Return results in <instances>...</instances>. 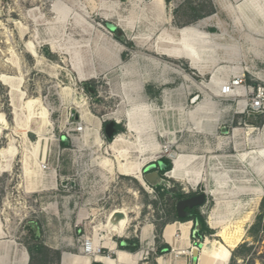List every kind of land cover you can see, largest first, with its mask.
Masks as SVG:
<instances>
[{
  "label": "rangeland",
  "instance_id": "obj_1",
  "mask_svg": "<svg viewBox=\"0 0 264 264\" xmlns=\"http://www.w3.org/2000/svg\"><path fill=\"white\" fill-rule=\"evenodd\" d=\"M200 21L206 25L199 31L210 37L188 34L199 63L169 53L182 42L180 30ZM4 28L24 49L23 61L13 43V49L5 44ZM0 41L2 58L10 54L7 64L23 74L15 87L20 90L25 82L10 95L16 123L8 114L0 146L14 141L18 148L11 169L5 167L0 178V264H61L63 256V264H96L78 258L85 257L78 241L94 226L83 215L91 198H103L89 207L114 213V228L123 218L114 211L126 210L125 230L117 228L118 235L104 228L103 236L115 243L128 240L135 251L117 250L143 253L137 264H159V258L197 264L200 252L207 264H264V158L259 153L264 113L249 118L240 113L264 83V0H16L0 8ZM237 70L245 71L243 88L220 96L211 90L213 82L228 81ZM70 111L86 116L81 139L66 127ZM26 114L47 115L50 125H31L25 147L31 149L39 133L45 136L46 155L38 160L48 162L58 176L75 178L62 189L40 192L41 207L17 198L18 160L24 161L22 187L34 192L42 182L34 173V156L20 145ZM115 121V132L124 140L112 143L104 127ZM110 145L127 150V169L140 168L144 185L109 162L116 161ZM102 155L104 164L90 165ZM164 159L171 167L161 174ZM174 168L179 170L173 173ZM102 178L92 189L90 182ZM200 193L206 201L198 213L186 212L190 205L182 195ZM6 194L8 203L2 206ZM199 217L207 230L200 229ZM186 224L188 241L176 230L177 243L169 245L166 229L172 226L173 235ZM223 227L226 239L217 235ZM189 239L193 248H184Z\"/></svg>",
  "mask_w": 264,
  "mask_h": 264
},
{
  "label": "built area",
  "instance_id": "obj_2",
  "mask_svg": "<svg viewBox=\"0 0 264 264\" xmlns=\"http://www.w3.org/2000/svg\"><path fill=\"white\" fill-rule=\"evenodd\" d=\"M15 1L16 0H0V8L4 4H8L9 2L12 3ZM1 26H3V25H1ZM4 42H5V44L12 46L11 44H8L6 37H5ZM2 44H3V41H0V47ZM13 45L15 46L16 53L19 55L20 59L23 61L24 49L20 46V44H16L15 41H13ZM5 55L8 57L4 60V58H2L3 57L2 50H0V74L16 75L20 69L18 70L17 68L12 66L10 62H9V64H7V60L9 61V58L11 56H10V54H8V55L5 54ZM12 68L14 70L16 69V71H12L11 70ZM246 73H247V71H246ZM245 80H246L245 71L244 70H237L236 73L232 75L230 80L222 82L223 94L230 95V94L236 92L237 90H240L241 88H243V86L245 84ZM24 84H25V82L23 81L21 83L20 90L23 88ZM12 87H13V85H10V83L7 85H4L0 81V112L1 113L3 112L5 124H8V121H7L8 114L13 116V122H14V124L16 123L15 122L14 107L11 103V97H10V95L12 93H15V91ZM253 94H254V98L252 99V103H250L248 105V102H247V106L245 107V109L242 108V111L240 112L241 114L246 115V117H248V118L249 117H257V116L264 113V83L259 84L256 87V89L254 90ZM81 115L82 114L80 112H77V115H75V114L71 115V111H70V116L66 122V127H70L71 131L78 136V139L83 138V134L87 130L86 128H88V127H86L87 125L84 122ZM109 115L112 116V118H113V113H110ZM75 116H78V118L76 119ZM103 122H105V121H103ZM99 123H101V122L99 121ZM5 124L0 122V146L3 144V139H4L3 138V130H4ZM118 124H119L118 121H115L112 124L113 128H114V133L111 137V139L113 138L112 143L120 135V134L117 135V133L115 132L116 125H118ZM104 130H105V127H104ZM105 139L108 140L106 136H105ZM29 142H31V141H29ZM166 152H168V149ZM28 155H31V154L28 153ZM162 158H163L162 156H159L157 159L159 160ZM0 162L5 163L4 161H2L1 158H0ZM23 162L21 159L18 160L19 170L17 171L18 174L16 176H17V180L20 181V183L17 185V188L20 186V188L18 189L19 191H17V193H18L17 198H19V200L24 201V204L29 203V204H33L35 206L41 207L43 205V202H41L42 197L40 196V194H41L40 192L58 190L59 188L62 189L65 187V185H64L65 183H67L69 181L72 182L73 181L72 179H74V181H75L74 177H71V179H70V177L58 176L57 170L51 168L48 162H40V167H39L40 176L39 177H40V180L42 182L40 183L37 190H35L34 192H32V191L28 192L25 189V187H22V185H20L21 183H24L26 180V177L24 175ZM1 166H2V164H1ZM5 173L6 172L0 173V178H2V175ZM89 173H94V170H90ZM51 174H53V176H51ZM121 175L126 176L122 173H121ZM102 181H104L103 178L100 179V181L90 182L91 188L96 190L95 186H98L97 184L102 182ZM105 182H107V180H105ZM33 195L36 197L33 198ZM27 200H29V201H27ZM101 201H103V198H100V199L91 198V199H88L85 203V205H86V207H88V209L86 212L83 213V215L86 213L85 219H91V222L94 224V226L90 227L91 230L88 233H86V235L83 237V239L79 240V251L83 255L93 258L94 261H97L95 257L98 255L104 259H113L114 264H129L127 261H120L119 259H117V257L114 258L113 257L114 250H113V252H111V250L107 248V252H104L105 248L101 247V245H102L101 242L104 239L103 234H106V230L104 229V228H106V226L103 225L102 222H105L106 225L108 223L110 224L111 220L113 219L112 216L114 215V213L107 215L106 211L101 212L100 207H99V209H94V208L90 209V207H89L90 205H98L99 206V203ZM7 203H8V196L6 194L5 198L2 199V206H5ZM83 215H81L79 213V216H83ZM109 216H110V218L108 219ZM96 239L98 240L99 245L94 244Z\"/></svg>",
  "mask_w": 264,
  "mask_h": 264
},
{
  "label": "bare ground",
  "instance_id": "obj_3",
  "mask_svg": "<svg viewBox=\"0 0 264 264\" xmlns=\"http://www.w3.org/2000/svg\"><path fill=\"white\" fill-rule=\"evenodd\" d=\"M204 25H206V23L204 22V21H200V22H198L197 24H195V25H193L191 28H183V29H181L180 30V35H181V40H182V42H179V43H177V44H175L174 46H172L171 47V49H170V52L169 53H171L172 55H174V56H178V57H181V58H183V59H185V60H188L189 62H191V63H193V64H195V63H199V58H198V55H197V53H198V50H196V51H193L191 48H190V44H189V42H188V34L190 33V32H195V33H199L202 37H205V38H209L210 36L207 34V33H205V32H200L199 30L204 26ZM4 30H5V37H6V39H7V42H8V44H12L13 43V35H12V33H11V31L9 30V29H7V28H4ZM14 47L12 46L11 47V49H13ZM8 52H9V50H8ZM11 52V51H10ZM173 72H175V73H177V74H180V75H182V73L178 70V68L176 69V68H173V67H171L170 68ZM22 76H23V74H21L20 72H19V76L17 75V76H10V75H8V74H0V81L4 84V85H7V84H9L10 83V85H14L18 80L19 81H22ZM187 79V78H186ZM189 80V79H188ZM16 85H14L12 88L14 89V91H20V90H18V88L17 87H15ZM211 87V90H213V89H215L214 90V93L216 94V95H223V92H222V83H216L215 84V88H214V86H210ZM68 92V91H67ZM23 94V93H22ZM32 101V100H31ZM37 100H34V102H36ZM30 101H26V102H24V107L27 109V111H28V109H29V105H28V103H29ZM11 103L13 104V102H12V98H11ZM22 103V102H21ZM82 105V104H81ZM247 106V102L245 101V103H243V105L241 106L243 109H245V107ZM14 107V106H13ZM22 110V109H21ZM17 111V110H16ZM14 114H15V122H16V113H15V108H14ZM192 115V114H191ZM82 116V118H83V120H84V118H86V116L84 115V114H82L81 115ZM26 128H24L23 129V137H22V144H20V145H22L23 146V148H24V152L25 153H31L33 156H35L36 157V155H37V153H38V149L42 146L44 149H45V145L44 144H46V141L48 140V138H46L45 136H43V135H41L40 133H39V135H37V137H38V140L31 146V149H28L27 147H25V134L28 132V130H29V128L31 127V125H33L34 123H36L35 121H36V119H38V118H36V117H34V116H30V114H26ZM130 117H131V115H130ZM128 118H129V116H128ZM0 122L1 123H4L5 124V119H4V116H3V114H1L0 113ZM7 126H8V124H5V128H7ZM87 129V128H86ZM96 133V132H95ZM97 133H99V132H97ZM38 134V133H37ZM122 140H124V138H123V136L122 135H119L118 137H117V139L114 141V142H119V141H122ZM29 141V140H28ZM44 141H45V143H44ZM32 143V142H31ZM42 143H44V144H42ZM98 144L100 145L101 144V138H100V140H99V137H98ZM112 144V143H111ZM264 146L262 145L260 148H262L260 151H259V153H260V155H261V157H264V148H263ZM169 148V145H167V146H165V147H162V149H164V152H166L167 151V149ZM108 150L109 151H111L112 153H113V155H115V157H116V161H112V160H109V162L112 164V165H114L115 163H117L118 165H119V168H120V170L119 171H121V173L122 174H124V175H126V176H128V175H130V176H133L135 179H137L141 184H143L144 185V180H143V178H142V173H141V170H140V168H134V170H133V172L131 171V172H129V170L127 169V161H128V157H127V155H128V152H127V150H122V151H119V150H117L116 151V149L114 148V146L113 145H110L109 147H108ZM16 154V153H18V148H17V145H15V142L14 141H10V143H9V145H8V147L7 148H3V149H1L0 150V158L2 159V161H4V162H6V164L3 166H1V172H3L4 170L3 169H5V167H6V170H9V169H11V162H12V160H13V156H15L14 154ZM108 155V153H107V151L105 150V152H104V155ZM248 154V153H247ZM247 154H243L242 155V157L243 158H245V157H247L248 155ZM104 155H102V156H99V157H95V159H93V161L91 162V166L92 165H102V164H104V160H106V158L104 157ZM247 155V156H246ZM104 157V158H103ZM98 160V161H97ZM3 164V163H2ZM259 165V164H258ZM39 167H40V164H39ZM139 167H141V166H139ZM261 168H262V166L260 165V166H258V170L260 171L261 170ZM102 169H104V168H102ZM114 168H113V166H111V168L110 169H108L109 170V172H110V170H113ZM105 170V169H104ZM176 170H179V169H177V168H174V170H173V173L176 171ZM107 171V170H106ZM108 172V171H107ZM108 172V173H109ZM262 172V171H261ZM182 173V172H181ZM184 173V172H183ZM185 176V175H184ZM230 192V191H229ZM229 201V200H228ZM114 212H116V213H118V214H121V217L123 216V218L121 219V221H120V223H119V225H118V227H113V226H110V224L108 223L107 225H106V228L107 229H109L110 230V233L111 232H113V233H115V234H118V232H117V228H119L120 229V233H122L124 230H125V226L127 225V223H128V220H127V212H126V210L125 209H122V210H116V211H114ZM110 218V216L108 217V219ZM185 224V223H184ZM187 225V224H186ZM217 225V224H216ZM188 229H189V226L187 225V226H183V225H180V227L179 228H175V231H174V234L173 235H170V234H168V233H165L164 232V237L165 238H167L168 240H169V244L170 245H172V246H174L175 247V245H176V243H177V241H176V230H180V231H182L181 233H182V239L184 238H187V240H188ZM167 230V229H166ZM226 229H225V227H223L219 232H218V236H220V237H222L223 239H226V231H225ZM109 236V235H108ZM110 239H111V237H110ZM111 242L112 243H114L115 244V242H113L112 241V239H111ZM207 243H209V240H206V244ZM94 244L95 245H99V242H98V240L96 239L95 240V242H94ZM235 243H231L230 244V247H232V248H234L235 247ZM105 246H107L106 248H108V249H110V250H114V252H115V254H116V256H117V259H119L118 258V252H119V250H117L116 248H115V246L114 247H109L108 246V244L106 243V241H105V239L104 240H102V245H101V247H105ZM195 250V248L193 249V251ZM183 251H181L180 253H182ZM136 256L137 255H140V257H138V258H136V260H138L137 261V263L142 259V257H143V253H137V254H135ZM204 256V255H203ZM96 258V260H98V261H102V262H104V264H108V263H112V264H114V261H113V259H104V258H102L101 256H96L95 257ZM199 258H200V253H199ZM199 258H198V262H199ZM120 260V259H119ZM121 261V260H120ZM129 263V262H128ZM136 263V264H137ZM227 263V262H226ZM226 263H224V264H226ZM159 264H168V262L164 259V258H159ZM177 264H185V263H182V262H179V263H177ZM198 264V263H197Z\"/></svg>",
  "mask_w": 264,
  "mask_h": 264
},
{
  "label": "crops",
  "instance_id": "obj_4",
  "mask_svg": "<svg viewBox=\"0 0 264 264\" xmlns=\"http://www.w3.org/2000/svg\"><path fill=\"white\" fill-rule=\"evenodd\" d=\"M209 42H211V41H209ZM207 46H211V47H213V48H215L214 46H212L211 44L210 45H207ZM212 49V48H211ZM199 51V50H198ZM208 51H211L212 52V50H208ZM169 57V56H168ZM217 82H213V86H214V88H215V84H216ZM216 89V88H215ZM215 89H213L212 91L214 92V90ZM63 91H66V90H64L63 89ZM34 117H36V116H34ZM36 118H38V117H36ZM36 123L38 122V123H40V124H44V125H50V122H49V116H44V117H39L38 119H36V121H35ZM98 123V122H97ZM98 126H99V123H98ZM94 128V130H96V132H98V128H95V127H93ZM29 130H30V128H29ZM97 135H98V133H97ZM97 137V140H98V136H96ZM46 146H45V149L41 146L39 149H38V153H37V155H36V157L34 156V173L35 174H40V172H39V164H40V160H38V158H37V156H39V155H42L41 156V159H43L44 157H45V153H46ZM264 158V157H263ZM108 172H109V170H107ZM38 217H40L41 218V216H38ZM39 218V219H40ZM190 228V227H189ZM146 230V229H145ZM172 230V226H169L168 227V230H166L167 232H168V234H170V235H172V232H170ZM188 231H189V229H188ZM166 233V232H165ZM104 239H105V241H106V243L108 244V246L111 248V247H114V246H117L118 247V243H112L111 242V239H110V236H107V237H103ZM103 239V240H104ZM184 240H186V241H188L187 240V238H185ZM206 240H208V239H206ZM169 241V240H168ZM208 245H209V243H207ZM170 245V244H169ZM183 245H184V248H187V249H189V248H193L192 246H191V244H190V239H189V242L187 243V242H183ZM206 245V244H205ZM105 249H106V251H104V252H107V248L106 247H104ZM211 248H213V250L215 249V248H217V245H215V244H213V246H211ZM50 250L52 249V250H54V251H57V249L56 248H49ZM78 252L80 253V254H82L80 251H79V241H78ZM111 252H113V250H111ZM202 252H200V258H199V262H198V264H207L206 263V261L204 262L203 261V259H202ZM205 256H206V254H205ZM78 257V256H77ZM138 257H140V255H133V254H129V253H127V252H124V251H121V250H119V252H118V258L121 260V261H127V262H129V264H136L137 263V261L138 260H136V258H138ZM78 258H80L81 260H83L84 258H90V259H92V261L94 262V263H96V264H104V262H102V261H94V259L93 258H91V257H78ZM218 258V257H217ZM215 259H216V257H215ZM227 259V258H226ZM63 260H64V256L62 257V259H61V264H63ZM69 259H67V261H68ZM206 260V259H205ZM223 261V260H222ZM227 260H225V262H226ZM66 264H70V262H66ZM90 264H91V262H90ZM108 264H112V263H108ZM185 264H187V263H185Z\"/></svg>",
  "mask_w": 264,
  "mask_h": 264
},
{
  "label": "trees",
  "instance_id": "obj_5",
  "mask_svg": "<svg viewBox=\"0 0 264 264\" xmlns=\"http://www.w3.org/2000/svg\"><path fill=\"white\" fill-rule=\"evenodd\" d=\"M111 29V27H110ZM108 140H111V138H107ZM164 161L167 163V167L164 170H161L160 173L164 174V172H167V170L170 169L171 164L164 159ZM183 202H186V204H189L190 206H185L184 210L188 213H191L192 211L196 210L198 213V208L203 205L206 201V196L203 193L200 194H184L182 195ZM193 221L192 219H184V221ZM195 224V222L193 221ZM199 226L201 230H207L206 222L201 217H199ZM193 228V227H192ZM201 236V234L198 233V236ZM118 248L121 250H129L130 252L135 251V248L130 246V242L128 240H119L118 242Z\"/></svg>",
  "mask_w": 264,
  "mask_h": 264
},
{
  "label": "water",
  "instance_id": "obj_6",
  "mask_svg": "<svg viewBox=\"0 0 264 264\" xmlns=\"http://www.w3.org/2000/svg\"><path fill=\"white\" fill-rule=\"evenodd\" d=\"M195 101H196V98H194V99L192 100V103H194ZM75 118L77 119L78 116H75ZM113 133H114L113 125H112L111 123L107 124V125L105 126V136H106L107 138H111L112 135H113Z\"/></svg>",
  "mask_w": 264,
  "mask_h": 264
},
{
  "label": "clouds",
  "instance_id": "obj_7",
  "mask_svg": "<svg viewBox=\"0 0 264 264\" xmlns=\"http://www.w3.org/2000/svg\"><path fill=\"white\" fill-rule=\"evenodd\" d=\"M115 248L117 249V246H115Z\"/></svg>",
  "mask_w": 264,
  "mask_h": 264
}]
</instances>
